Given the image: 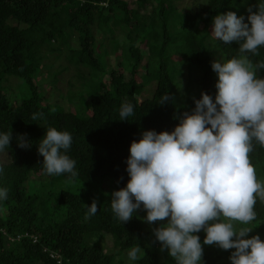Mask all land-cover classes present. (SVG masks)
Instances as JSON below:
<instances>
[{"label": "trees", "instance_id": "16d2710c", "mask_svg": "<svg viewBox=\"0 0 264 264\" xmlns=\"http://www.w3.org/2000/svg\"><path fill=\"white\" fill-rule=\"evenodd\" d=\"M176 2L136 0V8H131L126 0H0V133L12 132L13 137L0 152V189H7V198L0 199V264H58L45 249L60 255L62 264H128L129 250L138 245L144 255L133 264H175L167 250L161 251L153 232L167 220L150 224L141 207L123 224L111 209L112 193L130 179L127 159L134 140L148 130L173 131L179 117L191 114L204 92L215 100L218 75L211 67L213 47L226 61L238 57L239 43L211 38L214 17L233 11L247 23L248 9L257 11L260 0H207L195 13L180 12ZM148 6L153 8L149 15L143 12ZM12 19L16 25H11ZM95 28L105 37L118 28L126 31L121 71L101 62ZM72 33L78 35L79 48L69 49L68 58L77 69V79L84 81V91L72 93L69 101L75 102L81 93L88 101L81 99L77 111L49 103L39 81L46 57L61 51ZM137 40L148 51L145 67L140 66L145 55ZM258 51L259 55L248 54L253 63L264 61V46ZM185 67L202 75L196 97L178 106L175 89ZM127 69L130 80L124 75ZM108 73L111 79L106 82ZM257 75L264 77V69ZM10 78L20 82L15 98L8 92ZM152 83L156 87L151 98L141 99L143 89ZM84 92H90L89 99ZM165 93L170 98L160 103ZM123 103L134 106L129 120H119ZM35 113H43V118L33 121ZM48 127L72 135L66 154L76 162L73 185H66L67 174L47 175L43 170L38 145ZM22 135L27 148L18 146ZM254 146L251 163L264 181V147L255 142ZM3 154L9 162L1 161ZM94 200L97 213L86 219ZM255 211L256 220L246 225L253 231L246 238L259 235L264 240V203L257 200ZM197 235L203 245L206 233ZM106 239L112 241V249L103 247ZM203 248L202 264H231L234 249Z\"/></svg>", "mask_w": 264, "mask_h": 264}, {"label": "clouds", "instance_id": "9594fccd", "mask_svg": "<svg viewBox=\"0 0 264 264\" xmlns=\"http://www.w3.org/2000/svg\"><path fill=\"white\" fill-rule=\"evenodd\" d=\"M257 9H248L247 23L233 11L214 17L212 35L239 43L238 57L211 63L218 75L215 100L204 92L173 131L148 130L134 140L127 159L130 179L112 193L111 209L123 224L141 207L146 222L167 220L153 232L175 264H202L203 245L234 249L231 264H264V240L259 235L246 238L253 231L246 225L257 218V200L264 203V181L250 159L254 142L264 147V77L257 75L264 61L253 63L248 55H259L264 46V0ZM169 98L165 93L160 103ZM132 115L134 106L123 103L119 120ZM42 118L43 113L32 116L33 121ZM12 138V132L0 133V152ZM72 139L69 132L48 127L38 145L45 174H67L66 185L78 177L76 162L66 154ZM19 141L21 148L30 146L23 135ZM6 198L7 189H0V199ZM97 210L94 200L85 218ZM201 231L206 233L203 245L197 235ZM143 255L139 245L128 252L132 261Z\"/></svg>", "mask_w": 264, "mask_h": 264}, {"label": "rangeland", "instance_id": "374dc122", "mask_svg": "<svg viewBox=\"0 0 264 264\" xmlns=\"http://www.w3.org/2000/svg\"><path fill=\"white\" fill-rule=\"evenodd\" d=\"M131 8H136V0H126ZM207 0H177L176 7L180 12H197L204 4H206ZM152 7L148 6L146 10H144V14H151ZM11 25H16L15 20L10 21ZM95 34L94 37L96 38V42L98 44L97 49V55H101V62L105 64L107 62L110 70H120L119 63H121L122 59L120 54H122L123 49L122 47L124 44H126L128 41L126 39V31L121 30V28H118L114 30L112 34L107 35L105 37V34L100 30L95 28ZM72 38L69 40L67 45H61V51H58L56 53L49 54L46 59L44 60V64L46 67L42 70V74L39 77L40 81V90L42 94L46 97L47 101L50 103L58 104L65 108L66 110L70 111H77L81 108L83 105L81 99L83 101H87L83 94L81 93L79 95V98L77 97L75 99V102H70L71 94L77 93V92H83L84 88L82 87L84 85L83 80L77 79V69L74 65L70 64L68 55H69V49L71 50H77L79 48V41H78V35L75 33H72ZM212 39L214 36L211 37ZM103 44V47L101 46ZM138 46H141L142 52L145 55V58L141 62V67H145L147 63V54L148 51L146 50L145 46L137 40ZM119 45V48H118ZM213 56L214 61L220 60L225 61L224 56L222 55V52L217 49L216 45L213 47ZM179 58L180 55L174 56V58ZM81 70L84 73H87L88 70L82 69ZM125 77L126 80L131 79L130 70H125ZM202 74L191 71L187 69L186 67L183 69V76H181L178 79V86L175 89V95L177 96V105H184L187 103L188 98H194L197 95L198 91V83L199 78ZM142 76V71L138 74V77ZM111 79L110 73L107 75H104V81L109 82ZM19 80L16 78H10L7 88L10 89L13 98L16 97V92L19 88ZM156 87V83H152L148 86H146L143 89V92L140 94L141 99H148L151 98L154 89ZM85 96L88 97L91 96L90 92H84ZM88 102V101H87ZM1 161L3 163L9 162V157L6 154H3L1 157ZM44 177V176H43ZM43 177H33V180L40 181L44 180ZM96 240V239H95ZM103 247L106 250L112 249V241L110 239H106L102 243ZM118 250H116L117 252ZM107 252V251H106ZM128 264H133L134 261L130 260L128 257L126 258Z\"/></svg>", "mask_w": 264, "mask_h": 264}, {"label": "built area", "instance_id": "2783aa9c", "mask_svg": "<svg viewBox=\"0 0 264 264\" xmlns=\"http://www.w3.org/2000/svg\"><path fill=\"white\" fill-rule=\"evenodd\" d=\"M10 239H11V238H10ZM19 239H20V237H19ZM11 240L14 241L15 239H11ZM34 242H37V238H35V237H34ZM45 251L49 253V255H50V257H51L52 259L57 260V263H58V264H62V261H61V259H60V258H61L60 255H58L56 252L49 251V250H47V249H45Z\"/></svg>", "mask_w": 264, "mask_h": 264}]
</instances>
